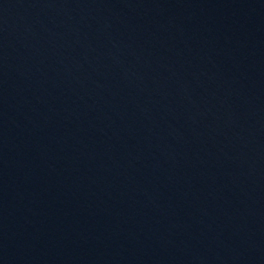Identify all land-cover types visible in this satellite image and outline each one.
Wrapping results in <instances>:
<instances>
[{"label":"water","instance_id":"water-1","mask_svg":"<svg viewBox=\"0 0 264 264\" xmlns=\"http://www.w3.org/2000/svg\"><path fill=\"white\" fill-rule=\"evenodd\" d=\"M0 264H264V0H0Z\"/></svg>","mask_w":264,"mask_h":264}]
</instances>
